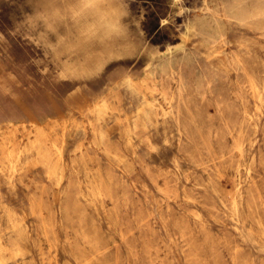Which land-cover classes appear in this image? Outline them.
Listing matches in <instances>:
<instances>
[{
  "label": "rangeland",
  "instance_id": "rangeland-1",
  "mask_svg": "<svg viewBox=\"0 0 264 264\" xmlns=\"http://www.w3.org/2000/svg\"><path fill=\"white\" fill-rule=\"evenodd\" d=\"M83 1L0 0V264H264V0Z\"/></svg>",
  "mask_w": 264,
  "mask_h": 264
},
{
  "label": "bare ground",
  "instance_id": "bare-ground-1",
  "mask_svg": "<svg viewBox=\"0 0 264 264\" xmlns=\"http://www.w3.org/2000/svg\"><path fill=\"white\" fill-rule=\"evenodd\" d=\"M236 2V6L237 8L239 7V3H240V0H237V1H234ZM243 2V1H242ZM244 3V2H243ZM235 5V3H234ZM242 5V3H241ZM243 6V5H242ZM83 7V6H82ZM254 7V6H253ZM252 7V9H253ZM257 7V6H256ZM261 7H263L261 5ZM244 8V6H243ZM250 8V7H249ZM245 9V8H244ZM263 9V8H261ZM233 10V9H232ZM238 10V9H237ZM236 10V11H237ZM246 10V9H245ZM248 10V8H247ZM256 11V10H254ZM252 11V12H254ZM238 12V11H237ZM242 12V11H240ZM247 12V11H246ZM249 12V11H248ZM236 13V12H235ZM237 14V13H236ZM241 14V15H240ZM239 15L240 16H243L245 13H240ZM243 14V15H242ZM251 14V13H250ZM256 14V13H254ZM254 14L252 13L251 15L254 16ZM239 16V17H240ZM79 18V17H78ZM242 19V18H240ZM242 21V20H241ZM81 28V27H80ZM214 31V30H213ZM216 31V30H215ZM212 33V32H211ZM217 33V31H216ZM221 34V32H220ZM214 35V34H213ZM212 36V35H210ZM209 36V37H210ZM217 34L214 35V37L216 38ZM213 37V36H212ZM219 37V36H218ZM214 39V38H213ZM120 51V50H119ZM121 52V51H120ZM119 53V52H118ZM170 58V57H169ZM173 58V57H172ZM166 59V58H165ZM170 60V59H169ZM165 63V62H164ZM163 63V65H160L157 66L156 70H157V73L159 74V78L160 77H166V78H171L172 75H171V71L170 69ZM173 71V70H172ZM174 78V77H172ZM140 81V80H138ZM145 82V84L147 83L148 87L152 89H156L155 87V82H154V79L153 78H150V77H145L143 78V81H142V84ZM176 82H177V86H178V89H182V83H181V80L180 78H176ZM138 83V82H137ZM136 83V84H137ZM141 83V82H140ZM136 86V85H135ZM138 87V86H136ZM155 87V88H154ZM142 88V87H141ZM129 89V88H128ZM141 93H142V90L140 89ZM155 91V90H154ZM165 95V94H164ZM143 96V95H142ZM144 97V96H143ZM142 105V104H141ZM104 107H105V104L103 102H95L93 104H88L85 106V108L83 109H80L81 113H83V115H89V114H96V116H99V114H101V112L104 110ZM139 110V109H138ZM137 110V111H138ZM145 110V109H144ZM142 111H143V108H142ZM143 114V113H142ZM144 115V114H143ZM96 118V117H95ZM52 121H53V124H56L57 123V120L54 118V117H51ZM141 119V118H140ZM143 119V118H142ZM97 120V119H96ZM93 121H90V123H92ZM22 121L21 122H11L9 124H6L4 126H0V152H4V153H9V151H5L4 150V147L3 145L6 144V143H9L11 145H13V147L16 145V142H15V139H16V134H17V131L20 129V125H21ZM95 123V122H94ZM144 123V122H143ZM23 126V125H22ZM52 126L49 125V124H46V125H35L34 128L31 130V132L33 131L34 133V138L32 140H38L39 142H42L44 140H48V132H50V128ZM144 127V126H143ZM96 128V127H95ZM85 130V129H84ZM93 130V129H92ZM95 130V129H94ZM95 132V131H94ZM102 133V132H101ZM33 135V134H32ZM94 135V134H93ZM99 135V134H98ZM97 135V136H98ZM27 136V135H26ZM96 136V137H97ZM99 137V136H98ZM19 138V137H18ZM22 139V138H21ZM55 139V138H54ZM50 141V140H49ZM37 142V141H36ZM54 142V141H53ZM56 143V141H55ZM5 146V145H4ZM9 146V145H8ZM34 146V145H33ZM37 146V145H36ZM39 146V145H38ZM12 148V147H11ZM56 148V147H55ZM35 149V148H34ZM27 150V148H26ZM13 153H14V150H12ZM12 153V155H14ZM29 154V153H28ZM32 155V154H31ZM2 156V155H1ZM0 156V157H1ZM26 162V161H25ZM16 163V162H15ZM10 165V163H9ZM26 167V166H25ZM41 168V167H40ZM2 243V242H1ZM3 247V246H2ZM1 247V248H2Z\"/></svg>",
  "mask_w": 264,
  "mask_h": 264
},
{
  "label": "crops",
  "instance_id": "crops-1",
  "mask_svg": "<svg viewBox=\"0 0 264 264\" xmlns=\"http://www.w3.org/2000/svg\"><path fill=\"white\" fill-rule=\"evenodd\" d=\"M83 6V7H82ZM98 4L96 3L95 0H84L83 3L81 5L78 6V8H76V12H75V16L78 18H83V17H99L102 16V18L108 20L110 19V17L102 12V14H98V12L96 11V9L98 8ZM50 117V116H49ZM52 117V116H51ZM17 122H21L17 121Z\"/></svg>",
  "mask_w": 264,
  "mask_h": 264
}]
</instances>
